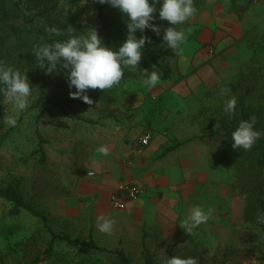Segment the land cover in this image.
<instances>
[{
    "label": "rangeland",
    "instance_id": "rangeland-1",
    "mask_svg": "<svg viewBox=\"0 0 264 264\" xmlns=\"http://www.w3.org/2000/svg\"><path fill=\"white\" fill-rule=\"evenodd\" d=\"M236 1L194 0L195 15L176 26L186 31L182 50L158 60L171 69L170 76L163 78L150 62L149 71H157L160 80L149 89L139 64L135 71L125 70L112 89H90L89 105L70 98L65 72L46 74L37 66L33 48L66 39L45 31L57 26L76 33L95 27L106 45L118 49L125 39L113 37L108 26H126L124 14L107 4L101 11L98 0H0V62L26 73L34 87L22 112L3 104L0 95V120L7 112L17 120L14 127L0 123V189L17 190L27 206L15 214L14 202L0 195V264H30L37 256L34 264H125L119 250L128 264H145V248L153 264H164L172 255L193 257L197 264H264V224L257 221L264 214V135L250 150H237L224 129L226 124L234 130L242 119V102L264 133V14L247 19L236 34L220 19ZM158 9L153 23L161 21ZM162 22L159 46L170 26ZM215 26L201 45L204 31ZM140 34L151 38L148 46L157 44L151 29ZM221 88L228 89L224 96ZM230 97L237 100L232 116L223 110ZM138 131L149 132L151 140L159 133L194 145L202 169L214 170L218 181L208 186V204H200L205 211L212 208L213 215L191 234L183 229L149 235L144 226H128L119 217L112 218L116 235L97 229L99 194L94 192L99 191L87 173L121 143L138 146ZM101 145L108 147L107 156L96 151ZM53 234L76 242H52ZM91 241L99 247L82 243Z\"/></svg>",
    "mask_w": 264,
    "mask_h": 264
},
{
    "label": "clouds",
    "instance_id": "clouds-1",
    "mask_svg": "<svg viewBox=\"0 0 264 264\" xmlns=\"http://www.w3.org/2000/svg\"><path fill=\"white\" fill-rule=\"evenodd\" d=\"M118 9L126 17L127 36L118 49L104 43L95 27H88L81 33H76L69 27L66 32L57 26H48L45 31L50 36H64L66 39H56L51 43H40L33 48L37 66L46 70V74L65 72L69 96L81 99L91 105L92 98L88 91L99 89L109 90L120 84L125 70L135 71L140 64L146 42L151 43L147 36L137 37V32L151 29L157 36L161 35V26L153 23L157 12L161 21H168L161 45L179 54L182 45L187 41L186 31L178 25H184L196 13L194 0H98ZM142 83L147 88L155 87L160 75L157 71L144 69L141 73ZM31 85L26 73H21L12 66L0 62V95L5 105H11L15 112H22L29 107L32 95ZM75 89V91H72ZM228 89L221 88L219 95L224 96ZM237 100L230 97L224 101L223 110L229 116L236 113ZM7 112V110H6ZM4 126L14 127L17 120L7 114L0 120ZM256 117L241 119L231 132L232 147L237 150H250L264 133L255 128ZM96 151L103 156L109 154L107 146L101 145ZM87 175L93 173L89 171ZM213 209L205 211L199 205L189 208L187 215L179 223L186 233H192L201 224L207 223L213 215ZM258 223L264 224V214L257 215ZM115 221L103 214L96 217V227L101 233L111 234ZM164 264H197L193 257L178 255L169 256Z\"/></svg>",
    "mask_w": 264,
    "mask_h": 264
},
{
    "label": "crops",
    "instance_id": "crops-1",
    "mask_svg": "<svg viewBox=\"0 0 264 264\" xmlns=\"http://www.w3.org/2000/svg\"><path fill=\"white\" fill-rule=\"evenodd\" d=\"M233 5L234 9L231 7L229 10L231 12L220 19L227 29L236 34L243 32L247 19L264 14V0L255 3L251 0H237ZM240 16L245 21L239 19ZM209 29L203 30L206 33L199 38L201 45L218 27ZM200 54L202 53L199 52ZM142 134L143 132L134 134V139ZM184 143L172 139L171 136L156 133L151 143L145 147L134 146L132 141L124 142L113 152L111 150V157L95 161L92 164L95 176L90 177L93 179V183L90 184L99 191L97 193L96 189L93 190L95 194H99L96 203L97 216L103 214L110 218L119 217L128 226L136 228L144 226L149 235V231L160 232L162 235L168 233L175 235L178 232L181 234L183 228L179 223L187 215L189 208L196 202L199 206L202 202L203 205L208 204V186L218 181L212 168L202 169L199 152L196 150L192 152L194 145L189 147L188 143ZM169 147L172 149L167 151ZM130 181L142 186L141 195L129 201L125 209L112 207L109 201L110 194L121 183ZM83 186H88L87 188L91 190L89 184ZM119 233L126 234L123 231ZM116 234L113 229V235Z\"/></svg>",
    "mask_w": 264,
    "mask_h": 264
},
{
    "label": "trees",
    "instance_id": "trees-1",
    "mask_svg": "<svg viewBox=\"0 0 264 264\" xmlns=\"http://www.w3.org/2000/svg\"><path fill=\"white\" fill-rule=\"evenodd\" d=\"M103 6L104 4H100V9L101 11L103 10ZM124 22H126V17L124 18ZM156 24H161L164 23L162 21H157L155 22ZM108 31L109 33L115 37V38H123L126 39L127 36V27L125 25H119L115 28H113L112 26H108ZM140 31L137 32V37H140ZM154 38L156 40V45L155 46H148V44L146 43L145 45V49H144V53L140 62V65L142 67V71L146 68L149 70L150 67V62L157 65L163 72L162 77L163 78H168L171 74V69L168 66L162 65L159 63V59L166 57V56H172L173 52L171 49L169 48H164L163 46H159V36L154 35ZM241 105L243 106L242 109V119H249L248 113L246 112L245 108H244V103L241 102ZM224 129L226 131V135L231 136V132L233 131V129H231L228 125L224 124ZM172 149V147L167 148V151ZM0 195L5 197L8 200H11L14 202V207L12 209V212L17 214L20 212V208H27V206L25 205V203L23 202V198L21 197V195H19L17 193V190L12 189V188H4V189H0ZM34 214L36 215H40L37 211L32 210ZM42 218L45 222H47V218L45 215H42ZM56 238H60V239H68L66 236H59L57 234H53L52 236V242L56 239ZM70 242H76L73 239H68ZM83 244H87L91 247H99L94 241H91L90 244H88L87 242H82ZM52 251V243L50 244V246L48 247V249L46 250L47 253H50ZM118 253H120L121 258L123 259V262L125 264H128V259L125 256V254L123 253L122 250H119ZM143 255L145 257V264H153V257L151 255V253L149 252V250H147L145 248V250L143 251ZM40 257L37 256L30 264H34L37 263L39 261Z\"/></svg>",
    "mask_w": 264,
    "mask_h": 264
},
{
    "label": "built area",
    "instance_id": "built-area-1",
    "mask_svg": "<svg viewBox=\"0 0 264 264\" xmlns=\"http://www.w3.org/2000/svg\"><path fill=\"white\" fill-rule=\"evenodd\" d=\"M257 1L258 0H251V2L253 3ZM150 141L151 134L149 132H145L136 139V144L141 148L147 146ZM92 173L93 175H91L90 177L95 176V173ZM142 192V186H140L136 182L130 181L121 183L118 188L110 194V204L116 209H125L128 205V202L139 197Z\"/></svg>",
    "mask_w": 264,
    "mask_h": 264
}]
</instances>
